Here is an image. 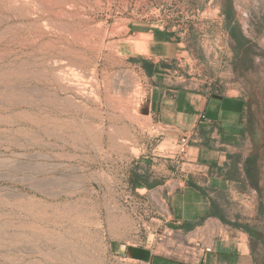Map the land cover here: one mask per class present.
<instances>
[{
  "label": "rangeland",
  "instance_id": "1",
  "mask_svg": "<svg viewBox=\"0 0 264 264\" xmlns=\"http://www.w3.org/2000/svg\"><path fill=\"white\" fill-rule=\"evenodd\" d=\"M132 23L172 33L176 57L144 67ZM164 88L238 99L230 147L215 124L171 139L147 110ZM192 143L226 152L193 168ZM186 187L209 201L187 236ZM232 230L264 264V0H0V264H155L127 247Z\"/></svg>",
  "mask_w": 264,
  "mask_h": 264
},
{
  "label": "crops",
  "instance_id": "2",
  "mask_svg": "<svg viewBox=\"0 0 264 264\" xmlns=\"http://www.w3.org/2000/svg\"><path fill=\"white\" fill-rule=\"evenodd\" d=\"M132 29L135 34L149 36L147 52L141 55L142 57L135 58L143 62L144 67L149 65L155 69L158 68V63L167 66L166 63L173 60L180 51L178 39L172 33H168L167 30L161 28L153 30L147 28L143 23H132ZM147 110L157 117L156 124L165 127L171 139H175L174 136L176 138L181 137L195 130H200L204 134L211 132V127L215 124L220 129L218 135L222 137L218 141L219 145L229 148L231 143L225 136L230 133L227 132L232 130L231 126L234 123L235 126H241L234 122L242 110L238 99H207L199 93L184 91L180 88L160 90L158 95L149 102ZM201 115H204L203 119ZM168 145L163 154L156 153L154 155L169 157L166 154L170 151ZM177 150L174 154L180 153ZM182 151L183 156L187 157L190 164L194 166L193 168L198 169L207 167L206 161L212 154L226 152L225 149L217 151L199 143L188 144ZM228 181L221 177L210 176L207 177L205 184H217L224 188L227 187ZM174 202V218L178 224H182L181 228L177 230L185 232L187 236L194 227H198L199 219L209 210V201L207 198H203L198 189L186 187L181 195L174 198ZM186 236L180 241L170 236L166 246H144L151 250L149 262H157L155 264H256V251L251 248L248 236H243L239 232L232 230L226 232L225 235L214 238L213 252L206 254H204L203 249L195 246L193 241L189 242ZM166 253L169 255L172 253L174 257L163 256Z\"/></svg>",
  "mask_w": 264,
  "mask_h": 264
},
{
  "label": "water",
  "instance_id": "3",
  "mask_svg": "<svg viewBox=\"0 0 264 264\" xmlns=\"http://www.w3.org/2000/svg\"><path fill=\"white\" fill-rule=\"evenodd\" d=\"M214 97L222 98L220 95H214ZM127 255L133 259L148 262L151 259V250L145 247L128 246Z\"/></svg>",
  "mask_w": 264,
  "mask_h": 264
},
{
  "label": "built area",
  "instance_id": "4",
  "mask_svg": "<svg viewBox=\"0 0 264 264\" xmlns=\"http://www.w3.org/2000/svg\"><path fill=\"white\" fill-rule=\"evenodd\" d=\"M190 136H191V134H184V135H182V138H181V139H182L183 142H186L187 139H188ZM210 228L213 229L214 226H213L212 224H209V229H210ZM216 237H218V233H215V235H214L213 237H211V238L209 239V241L206 243L204 237H200V236H198V238H197L194 242H192V243H193L195 246H197V247L203 249L204 254H206V253H211V252H213V239L216 238Z\"/></svg>",
  "mask_w": 264,
  "mask_h": 264
},
{
  "label": "bare ground",
  "instance_id": "5",
  "mask_svg": "<svg viewBox=\"0 0 264 264\" xmlns=\"http://www.w3.org/2000/svg\"><path fill=\"white\" fill-rule=\"evenodd\" d=\"M61 79V78H60Z\"/></svg>",
  "mask_w": 264,
  "mask_h": 264
},
{
  "label": "trees",
  "instance_id": "6",
  "mask_svg": "<svg viewBox=\"0 0 264 264\" xmlns=\"http://www.w3.org/2000/svg\"><path fill=\"white\" fill-rule=\"evenodd\" d=\"M230 18V17H229Z\"/></svg>",
  "mask_w": 264,
  "mask_h": 264
}]
</instances>
